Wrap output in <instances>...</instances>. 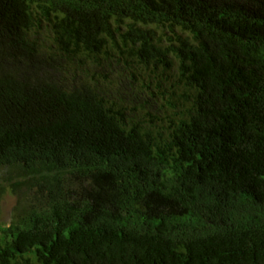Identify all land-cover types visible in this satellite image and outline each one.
I'll return each instance as SVG.
<instances>
[{
    "label": "trees",
    "instance_id": "trees-1",
    "mask_svg": "<svg viewBox=\"0 0 264 264\" xmlns=\"http://www.w3.org/2000/svg\"><path fill=\"white\" fill-rule=\"evenodd\" d=\"M0 171V264H264V0H0Z\"/></svg>",
    "mask_w": 264,
    "mask_h": 264
},
{
    "label": "rangeland",
    "instance_id": "rangeland-1",
    "mask_svg": "<svg viewBox=\"0 0 264 264\" xmlns=\"http://www.w3.org/2000/svg\"><path fill=\"white\" fill-rule=\"evenodd\" d=\"M95 63L93 62H87L82 68L83 70H89L92 74H101L98 76V83L103 85L102 83L109 80L112 84L111 86L114 87L113 89V95L116 98V96H124L125 102L130 103L131 105L134 104V106H140L139 104H142L143 102H148L149 105L146 106V108L153 114H156L161 118H163L167 114H171L174 112V109H171L167 105L168 98L164 96V99H157L154 98L152 95V92L156 91L154 90L156 82H152V90L149 91L144 86L140 87L139 85L143 82H149V80H159L163 81L164 87H168L171 83V81H174L173 75H175V70L172 69L170 72L165 74L163 77H156L155 75L151 74H144V71L147 72V70L139 69L138 75L140 78L137 82H135V85L132 84L131 80V71L126 67L125 62L122 60V57L120 54L115 55L114 57H111L110 59L104 60V58L101 60V66L98 68H95L93 65ZM84 70V72L86 71ZM80 74V69H78V75ZM91 75V74H90ZM103 76H107V79H103ZM168 78V80L166 79ZM144 79V81H143ZM131 82V84H130ZM134 87V88H133ZM119 91L120 95L117 94ZM116 94V95H115ZM129 105V106H131ZM146 111V110H145ZM142 113L139 114L142 115ZM160 120L155 121L154 124L157 126H161ZM164 126L166 123H164ZM1 172V171H0ZM2 175L0 173V187L3 186V182L1 181ZM5 186V185H4ZM4 191L0 195V223L5 224L8 226L13 221L14 216V208L16 206V197L12 194L11 190L5 186Z\"/></svg>",
    "mask_w": 264,
    "mask_h": 264
}]
</instances>
